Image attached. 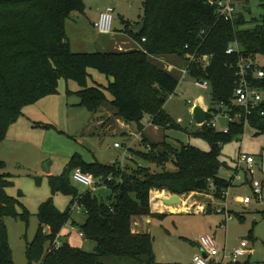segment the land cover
<instances>
[{"label":"trees","instance_id":"16d2710c","mask_svg":"<svg viewBox=\"0 0 264 264\" xmlns=\"http://www.w3.org/2000/svg\"><path fill=\"white\" fill-rule=\"evenodd\" d=\"M213 1L217 0H144L146 22L142 32L131 30L130 26L126 30L139 46L77 53L71 49L66 22L74 13L85 12V0H0V141L23 115L26 105L59 92L62 78L79 85L77 91L68 93L78 94L80 105L90 112H97L100 104L108 102L117 115L136 123L140 133L148 117L154 125L183 130L164 107L176 92L180 77L154 63L153 57L175 56L173 61L184 65L180 69H187L195 80H208L211 111L218 112L217 105L221 102L232 104L236 72L245 61L252 63V70H247L248 78L264 89V78L253 76L257 67L264 69L259 59L264 57V14L260 19H252L254 27L246 28L249 20L238 8L234 19H221ZM261 1L264 6V0ZM234 43L240 45L239 51L228 54ZM206 55L211 57L207 66L202 64ZM89 68L112 78L109 84L103 88L91 86ZM250 123L257 134L264 133V116H251ZM245 130L244 124L236 122L230 123L227 133L201 125L195 135L209 142L208 151L191 143L179 148L167 142L162 144V151L156 150L157 145L151 150L135 151L161 167L160 172H151L150 167L141 165L136 158H130L131 162L123 167L118 162H85L74 157L61 174L49 176L53 190L70 195L72 201L64 212L51 202L41 207L38 231L26 248L28 264H110L111 259L160 264L155 257L153 236L135 226L138 218L154 215L152 190H168L173 195L212 190L219 198L224 190L234 186V177L220 176V170L229 167L221 160L223 146L244 135ZM167 163H172L175 170H167L164 166ZM4 168L0 161V171ZM77 168L102 181L98 186L110 189L112 197L108 202L100 200L93 191L83 194L77 190L70 178ZM11 183L9 175L0 172V264H15L5 219L29 221L28 212H19L17 199L7 193ZM175 200L173 203L186 205ZM76 203L85 208L87 219L80 228L84 237L96 243L94 252L70 243L54 246L72 219ZM173 203H169L172 208Z\"/></svg>","mask_w":264,"mask_h":264},{"label":"rangeland","instance_id":"374dc122","mask_svg":"<svg viewBox=\"0 0 264 264\" xmlns=\"http://www.w3.org/2000/svg\"><path fill=\"white\" fill-rule=\"evenodd\" d=\"M85 3L84 13L76 12L67 20L71 49L77 53L109 50L101 48V43L107 36L99 33L94 27L100 13L108 6L115 8L114 31L124 30L128 22L132 25L141 22L145 14L144 0H85ZM261 4V0L238 2V11L249 20L246 28L254 27L255 22H251L252 19H260L264 14V6ZM173 59L175 56L152 58L154 63L164 68L170 64L177 67L173 73L180 77V83L164 107L172 120L175 122L180 118L183 120L180 123L183 130L155 125L148 126L140 133L136 123H129L117 115L108 102L100 104L97 112H90L80 105L81 98L78 94L68 93V90L77 91L79 85L65 78L60 80L57 94L43 97L24 107L23 115L10 126L6 138L0 141V161L5 166L0 172L8 174L12 181L7 187V193L17 199L19 212L27 211L29 214L28 223L12 217L5 219L15 264H28L26 248L38 231L41 207L51 202L64 212L72 201L70 195L53 190L47 174L49 171L51 174H61L74 157L85 162L113 164L117 159L121 160L124 154L123 148L114 146L116 142L125 144L133 150L127 149L125 165L131 162L130 154L133 152L137 161L143 166L150 167L151 172H160L162 168L149 163L136 152L151 150L154 145L159 146L156 150L162 151L164 142L179 148L184 143H191L202 150H210L209 142L195 135L200 126L194 120V110L197 106L204 110L213 107L211 89L197 87L195 79L185 69H180L184 65L175 63ZM259 59L264 65V57ZM88 73L91 86L103 88L112 79L93 68H89ZM105 91L106 96L111 99L109 91L106 89ZM217 123L218 130L229 124L223 118H219ZM257 133L258 131L252 127H246L244 135L223 146L221 160L227 162L229 167L220 170L221 177L226 179L234 177L240 166L237 175L243 181L248 174L249 179L258 180L264 185V133ZM243 155L254 157L253 175L250 174L247 165L241 162ZM164 166L167 170H175L172 163ZM70 178L80 193L93 191L105 202L112 197V192L106 186L94 188L84 185L74 180L72 173ZM243 181L235 177L234 186L230 188L228 201L233 218L225 227L220 224L224 220V214H206L199 211V204H192L195 201L204 202L203 204L206 201V204L216 202L212 190L199 192L194 196L192 193L179 195L184 198L189 210L184 209L175 213L166 210V213H153L154 215L149 216V222L145 223L144 230L140 231L153 236L156 260L162 264H193L195 254L200 253V237L211 235L222 250L218 256L221 263L218 264H264V193L263 198H254L251 188L243 184ZM160 191L173 195L168 190ZM245 196L253 197V201L248 205L239 202L238 198ZM153 200L154 195L152 202ZM86 219L85 208L76 203L73 206L72 219L63 228L58 241L61 244L70 243L87 252H94L96 243L80 235V226ZM243 241L248 242L247 253L240 257L238 263L224 258L225 251L230 255ZM109 263L133 264L130 261L116 259L109 260Z\"/></svg>","mask_w":264,"mask_h":264},{"label":"built area","instance_id":"2783aa9c","mask_svg":"<svg viewBox=\"0 0 264 264\" xmlns=\"http://www.w3.org/2000/svg\"><path fill=\"white\" fill-rule=\"evenodd\" d=\"M242 0H217L213 1V5L216 6L217 15L221 19L225 20H232L234 19L235 13L237 12V4ZM114 13L115 8L112 6H108L104 11L100 13L99 18L95 21L94 27L95 29L104 35H109L113 32V23H114ZM144 41L146 39H143ZM240 49V45L238 43L232 44L228 50V54H233L235 52H238ZM191 60L194 59V56L191 54L187 55ZM210 56H205L202 60V64L208 65L210 62ZM169 71H173L175 68H177L175 65H168L166 67ZM184 70V69H182ZM187 71V69H185ZM247 70H252V63L245 61L244 63L240 64V70L236 72V87L234 91V97L231 105H228L225 102H221L217 105L218 112L210 111L211 118L203 123L207 124L209 126H212L214 128L218 127L217 120L219 118H225L230 123H241L244 124L245 129L246 127H251L250 119L251 116L260 114L261 116H264V89L257 87L254 85V83L248 78L247 76ZM185 71V73H186ZM254 78L257 79H263L264 78V69L257 67L253 72ZM196 85L200 86L201 88L208 89L210 88V83L208 80L200 81L195 80ZM182 121L179 119V122ZM221 131L229 132L230 131V125L222 128ZM116 147H121L122 145L118 142L115 143ZM241 162L245 163L247 165V168L251 175H253V165L255 162V159L251 155H243L241 158ZM123 167L125 166V156L118 162ZM240 168V166H239ZM237 173L239 172V169ZM236 173V175H237ZM74 180L87 185V186H93V187H101L102 185L98 186L99 183L102 181L97 180L93 174L91 173H85L81 168H77L72 173ZM237 180L243 181V179L237 175ZM248 175V174H247ZM212 184L211 189L214 188L213 180L210 181ZM243 184H247L253 193V197L257 199L263 198L264 193V185L262 182L255 180V179H249L248 176L246 179H244ZM104 186V185H103ZM229 191L230 188L224 190L219 198L216 197V204H203L201 206L203 211H207L208 209H211L212 211L220 214H224V220L221 222V226L225 227L226 223L233 218L232 210L230 208V204L228 201L229 197ZM253 197L251 196H245L240 199L241 203H244L246 205L250 204L253 201ZM75 228L74 226L72 227ZM80 235L84 237V234L80 232ZM199 244L202 250H204L208 257H205L202 253L196 254L193 259V264H213L211 261V258H217L220 253V247L218 246L216 239L211 235H203L199 239ZM55 247H60L61 243L56 240L54 243ZM248 246L247 241H243L241 243V246L237 248L235 251H233L230 255L224 254V258L231 259L232 262L238 263L240 257L245 256L247 251L246 247Z\"/></svg>","mask_w":264,"mask_h":264},{"label":"crops","instance_id":"0c3cea01","mask_svg":"<svg viewBox=\"0 0 264 264\" xmlns=\"http://www.w3.org/2000/svg\"><path fill=\"white\" fill-rule=\"evenodd\" d=\"M105 10V9H104ZM144 19V18H143ZM138 24H140V22L139 23H136V24H134V25H132V24H130L129 22L127 23V26H130V29L131 30H134V31H137L136 30V26L138 25ZM125 27V29L124 30H120V31H114L113 30V32L111 33V34H109V35H106L107 37H105L104 39H103V41H102V43H101V48H103V49H109V50H112V49H117L118 50V48H119V50H128V49H131V48H135V47H137V46H139L138 45V43H137V41H135L132 37H131V35H130V33H128L126 30H129V29H127L128 27ZM66 29H68V23L66 22ZM70 42H71V40H70ZM127 44L128 45H131V46H127ZM187 74V73H186ZM195 85H196V82H195ZM197 87H200V86H198V85H196ZM201 88V87H200ZM202 89H204V88H202ZM207 111V120H208V118H209V115H210V109L209 110H206ZM222 118V117H221ZM147 119V118H146ZM181 119V118H180ZM223 119H225V118H223ZM182 120V119H181ZM206 120V121H207ZM225 120H227V119H225ZM228 121V120H227ZM145 122H147L146 123V127H145V129L148 127V126H155L154 124H153V120L152 119H150L149 117H148V119H147V121H145ZM183 122V120L182 121H178V123H182ZM196 122V121H195ZM229 122V121H228ZM228 124V123H227ZM199 126H201L200 124H198ZM230 125V122H229V124L227 125V126H229ZM226 126V127H227ZM131 138H129V140H130ZM122 146L121 147H116L115 146V144H114V146L116 147V148H123L124 149V154L122 155V158L125 156V160L127 159V157H126V154H127V149L128 150H132V148L131 147H129V146H126L125 144H121ZM121 158V159H122ZM130 158H136L135 156H134V154H133V152L130 154ZM120 161V159H117L115 162H119ZM114 162V163H115ZM126 162V161H125ZM113 163V164H114ZM48 176H50V175H52L51 174V172L49 171L48 173ZM94 188H98V187H94ZM195 194H199V192H193L192 193V196H194ZM155 196V200H153V202H152V196ZM158 196L160 197V198H158ZM169 196H172V195H168V194H163V192H159V190H152V192H151V208H152V212L153 213H166L167 211L166 210H168L170 213H175V212H180V211H184V209L185 210H189V208L186 206V205H183V204H175L174 205V207L172 208L171 207V205H169V204H166L165 203V198H168ZM182 196V195H181ZM182 198V197H181ZM242 197H239L238 199H239V202H240V199H241ZM183 199V202H185V204H186V201H184V198H182ZM203 203L204 202H199V201H195V202H192V204H199V206H198V208H199V211L201 210L202 212H204V213H206V214H212V213H216V212H214V211H212L211 209H208L207 211H203L202 210V208H201V206L203 205ZM206 203H207V201H206ZM205 203V204H206ZM214 204H216V202H213V205ZM185 206V207H184ZM232 210V209H231ZM75 222V221H74ZM149 222V216H145V217H141V218H138L137 220H136V229L137 230H144V228H145V223H148ZM76 224V223H75ZM75 224L74 225H72V227L74 226L75 227ZM221 224V223H220ZM199 246H200V244H199ZM248 247V246H247ZM246 247V248H247ZM221 250V249H220ZM222 251V250H221ZM246 251H247V249H246ZM200 253H202L203 255H206L207 257H208V254L204 251V250H202V248L200 247ZM200 253H196V254H200ZM225 253H226V251H225ZM195 254V255H196ZM226 254H228V253H226ZM229 255V254H228ZM211 261L212 262H214L215 264L217 263H221V260L219 259V257H217V258H211ZM160 264H162L161 262H159Z\"/></svg>","mask_w":264,"mask_h":264},{"label":"water","instance_id":"95a60500","mask_svg":"<svg viewBox=\"0 0 264 264\" xmlns=\"http://www.w3.org/2000/svg\"><path fill=\"white\" fill-rule=\"evenodd\" d=\"M145 19H143L140 24H138L136 26V30L138 33H141L143 28L145 27ZM264 104V102H263ZM207 111L202 109L200 106H197L194 110V120L196 121L197 124H200L202 125L203 123L206 122L207 120ZM175 199H178L180 200L181 202L183 201V199L181 198V196H179L178 194H174L172 195L170 198L168 199H165V203L166 204H169V203H173L175 202L176 200ZM177 203H173V205H175ZM205 257H207L206 255H204Z\"/></svg>","mask_w":264,"mask_h":264}]
</instances>
